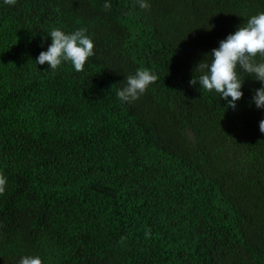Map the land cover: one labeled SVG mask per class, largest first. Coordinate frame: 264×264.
<instances>
[{
  "label": "trees",
  "instance_id": "trees-1",
  "mask_svg": "<svg viewBox=\"0 0 264 264\" xmlns=\"http://www.w3.org/2000/svg\"><path fill=\"white\" fill-rule=\"evenodd\" d=\"M108 2L0 0V264H264L262 85L238 66L233 109L197 66L264 0ZM54 28L86 29L83 71L36 63Z\"/></svg>",
  "mask_w": 264,
  "mask_h": 264
},
{
  "label": "clouds",
  "instance_id": "clouds-1",
  "mask_svg": "<svg viewBox=\"0 0 264 264\" xmlns=\"http://www.w3.org/2000/svg\"><path fill=\"white\" fill-rule=\"evenodd\" d=\"M142 9L150 8L146 0H137ZM7 5H14L16 0H4ZM105 9H110L108 0L104 3ZM211 28V27H210ZM51 43L46 51H41L36 63H47L48 68L57 69L63 61H70L77 72L84 70L88 58L94 55V44L86 34L85 28H80L66 34L59 28H54L48 34ZM210 62H200L197 66L201 71L199 85L207 90L219 94L227 101V106L236 108V102L243 96L241 91L242 79L238 76V66L250 76L260 81L261 87L255 90L251 102L257 108H264V61L257 62L256 57H264V12L251 16L243 25H239L235 32L219 41V46L209 53ZM158 77L149 69L139 68L134 75L126 77V86L117 91L121 101L132 102L139 98ZM189 84L195 86L197 79L192 76ZM231 97L229 100L228 98ZM259 130L264 133V119L259 121ZM7 178L0 173V195L5 192ZM150 235L145 232V237ZM19 264H43L41 258L26 255L20 258Z\"/></svg>",
  "mask_w": 264,
  "mask_h": 264
}]
</instances>
